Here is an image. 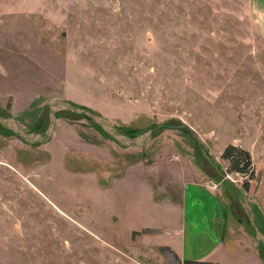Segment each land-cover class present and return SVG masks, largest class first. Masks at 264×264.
Returning <instances> with one entry per match:
<instances>
[{"label": "rangeland", "instance_id": "1", "mask_svg": "<svg viewBox=\"0 0 264 264\" xmlns=\"http://www.w3.org/2000/svg\"><path fill=\"white\" fill-rule=\"evenodd\" d=\"M52 100L101 115L131 138L159 128L149 146L135 149L68 112L56 114L55 132L42 145H27L0 125V264H179L143 241L149 231L127 233L145 222L137 214L114 220L117 209L135 212L129 189L98 194L82 175L94 170L105 185L119 175L116 165L155 156L165 137L186 139L254 237L238 189L264 234L261 0H0V115L44 132ZM180 125L199 136L230 184ZM75 135L102 147L103 160L80 150ZM63 144L62 168L51 149L61 154ZM231 144L250 150L256 177L247 190L248 177L229 172L221 158ZM255 195L259 206L247 200ZM260 254L264 264L262 246Z\"/></svg>", "mask_w": 264, "mask_h": 264}, {"label": "crops", "instance_id": "2", "mask_svg": "<svg viewBox=\"0 0 264 264\" xmlns=\"http://www.w3.org/2000/svg\"><path fill=\"white\" fill-rule=\"evenodd\" d=\"M261 36L264 39V0H261ZM75 138L73 141L80 144V150L83 147L95 150L98 155H93L103 160L102 147L81 142L78 135ZM165 138V144L156 150L155 156L123 163L121 168L116 165L119 175L112 180L111 176L107 177L108 181L102 182H106L105 185L99 184L94 170L83 173V178L95 181L92 185H96L98 194L114 189L120 196L129 189L135 212L128 217L125 210L117 209L114 220L127 222L137 214L140 222H145L136 230L127 226V233L149 231L143 241L167 249L181 263L263 264L259 243L241 217L234 213L226 190L198 164L184 137ZM61 147H65L61 154L59 148L51 149V153L63 168L69 149L64 144ZM123 153L134 158L137 155V151ZM246 197L254 206H259L257 195L254 199ZM143 214L147 215L145 219H141Z\"/></svg>", "mask_w": 264, "mask_h": 264}, {"label": "water", "instance_id": "3", "mask_svg": "<svg viewBox=\"0 0 264 264\" xmlns=\"http://www.w3.org/2000/svg\"><path fill=\"white\" fill-rule=\"evenodd\" d=\"M47 108H48L49 123L47 129L44 132H27L17 123V121L13 117H5L2 115H0V125L4 129L11 131L14 135H16L21 141H23L27 145H35V144L42 145L48 143L54 134L56 127V114L61 111L68 112L72 115L81 116L91 121L97 127H99L104 133H106L119 146L135 148V149H140L147 146L152 140L153 133L155 132V130L159 128L158 126L149 129L139 134L138 136L131 138L122 133H119L115 129V127L111 124V122L106 118L102 117L101 115L95 114L88 109L74 107L71 103L67 101L52 100L48 103ZM178 128L187 130L192 135V137H194V139L198 144L199 151L202 157L207 161V163L223 180L229 181V178L219 171L215 163L203 150L199 136L185 125H180ZM237 201L254 233L255 240L264 247V234L256 226L247 206L245 205V202L241 198L238 191H237Z\"/></svg>", "mask_w": 264, "mask_h": 264}, {"label": "trees", "instance_id": "4", "mask_svg": "<svg viewBox=\"0 0 264 264\" xmlns=\"http://www.w3.org/2000/svg\"><path fill=\"white\" fill-rule=\"evenodd\" d=\"M194 155H195V152H194ZM195 158H196V156H195ZM221 158L223 160H226L229 162V172L237 173L241 176H247L248 177V180L243 183V188L245 190H247L249 188L250 181H252L255 177V171L253 169L252 158H251L250 153L246 150H243V149L237 147V146L228 145L224 149V151L221 155ZM226 182L230 184V181H226ZM235 191L239 192L238 189H236ZM239 194H240V192H239ZM246 223L249 224L248 221H246ZM132 235L134 236V235H136V233L133 232ZM261 246L262 245L259 244L260 248H261ZM262 248L264 249L263 246H262ZM178 262H179V264H211V263H207V262H191V261H187V262H183V263H181L180 261H178Z\"/></svg>", "mask_w": 264, "mask_h": 264}]
</instances>
